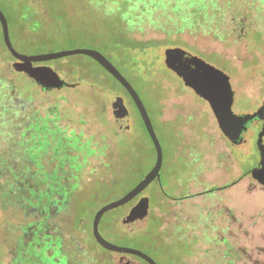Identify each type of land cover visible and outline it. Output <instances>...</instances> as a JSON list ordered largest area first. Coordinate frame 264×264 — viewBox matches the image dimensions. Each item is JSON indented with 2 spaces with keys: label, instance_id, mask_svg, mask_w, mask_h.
I'll use <instances>...</instances> for the list:
<instances>
[{
  "label": "rangeland",
  "instance_id": "obj_1",
  "mask_svg": "<svg viewBox=\"0 0 264 264\" xmlns=\"http://www.w3.org/2000/svg\"><path fill=\"white\" fill-rule=\"evenodd\" d=\"M0 9L18 53L96 51L149 113L161 180L103 216L105 240L157 264H264V186L250 174L261 161L260 124L252 121L244 142L232 144L210 104L165 64L167 49L185 50L229 78L235 116L257 113L264 0H0ZM41 65L69 86L43 91L20 71L0 24V264H147L101 248L92 227L100 208L156 164L132 99L88 56ZM120 100L128 133L116 117ZM144 198L148 219L129 231L125 219Z\"/></svg>",
  "mask_w": 264,
  "mask_h": 264
},
{
  "label": "water",
  "instance_id": "obj_2",
  "mask_svg": "<svg viewBox=\"0 0 264 264\" xmlns=\"http://www.w3.org/2000/svg\"><path fill=\"white\" fill-rule=\"evenodd\" d=\"M0 24L7 50L20 62L19 70L34 80L43 91L60 89L69 85L61 80L59 75L50 67L45 65L35 66V64H43L48 61L74 55H85L96 61L127 91L154 144L157 158L156 164L144 179L131 191L122 198L104 205L96 212L92 225L93 236L100 247L111 253L119 254L124 257L131 255L147 264H157L151 257L139 250L121 247L108 242L100 233V222L106 213L130 203L142 194L153 182H160L161 180V168L163 165L162 147L149 113L139 94L121 72L102 54L92 50L76 49L45 55H22L15 50L12 44L9 23L1 9ZM165 64L167 68L181 78L189 88L210 104L221 131L232 144L241 145L244 142L243 133L245 128L252 121L255 119L264 120V104L262 108L253 115L235 116L232 112L233 91L229 78L214 67L203 62L201 59L192 56L181 48H169L165 51ZM116 117L120 130L123 133H128L130 131V113L125 107L123 100L119 102ZM258 149L261 155V161L256 168L252 169L250 174L255 181L264 186V125L258 137ZM148 216L149 199L144 198L138 206L131 210L129 216L125 219L128 230L134 231L139 228L140 225L148 219ZM122 260L124 261V258H122ZM122 264L138 263L126 261Z\"/></svg>",
  "mask_w": 264,
  "mask_h": 264
},
{
  "label": "flooded vegetation",
  "instance_id": "obj_3",
  "mask_svg": "<svg viewBox=\"0 0 264 264\" xmlns=\"http://www.w3.org/2000/svg\"><path fill=\"white\" fill-rule=\"evenodd\" d=\"M39 65H41V64H35V66H39ZM254 121H257V122L260 124V131H261L262 128H263V125H264V120L255 119ZM151 142H152V141H151ZM152 144H153V142H152ZM153 146H154V144H153ZM154 149H155V147H154ZM201 194H204V193H201ZM178 200H181V199H180V198H177V200H174V201H178ZM48 246L51 247V246H52L51 243H49ZM34 248H35V247H34ZM101 248H102V247H101ZM57 250H58V249H57ZM54 254H56V252H55ZM53 257H54V256H51V257H48V258L53 259Z\"/></svg>",
  "mask_w": 264,
  "mask_h": 264
},
{
  "label": "trees",
  "instance_id": "obj_4",
  "mask_svg": "<svg viewBox=\"0 0 264 264\" xmlns=\"http://www.w3.org/2000/svg\"><path fill=\"white\" fill-rule=\"evenodd\" d=\"M120 84V83H119ZM123 88V87H122ZM125 90V89H124ZM126 91V90H125ZM127 92V91H126ZM45 246L40 250V252H41V256H40V260H44L45 258H44V250H45Z\"/></svg>",
  "mask_w": 264,
  "mask_h": 264
}]
</instances>
